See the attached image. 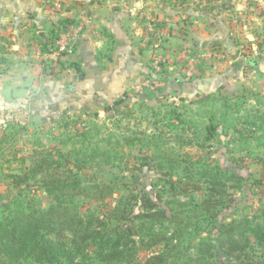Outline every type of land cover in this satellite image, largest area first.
I'll list each match as a JSON object with an SVG mask.
<instances>
[{"label":"rangeland","instance_id":"1","mask_svg":"<svg viewBox=\"0 0 264 264\" xmlns=\"http://www.w3.org/2000/svg\"><path fill=\"white\" fill-rule=\"evenodd\" d=\"M71 2H77L78 7L89 4L88 0H50L51 15L59 16L68 9L72 12L75 6ZM120 2L131 3L134 8L143 1ZM144 2L150 3L148 8L153 11L140 19L135 16L133 42H138L141 49L153 51L166 48L167 42L174 45L180 51L179 58L187 64L182 68L187 81L201 78L205 66L206 70L213 68L211 76L230 72L229 93L212 90L197 96L176 94L174 87L168 85L171 64L166 58L170 57L161 51L151 56L143 81L117 99L123 101L121 105H115L116 100L110 111L60 117L48 109L44 83L57 81L67 70V55L58 56L53 43L74 32H62L63 27L73 23L86 27L82 13L75 18L63 15L42 38L38 28L25 30L20 43L12 36H2L0 96L8 97L13 92L7 87L9 74H24L28 85L44 96L45 102L0 109V221L10 215L6 206L15 199L25 208L29 204L32 208H47L57 197L81 212H96L105 217L115 207L129 202L131 195L146 194L169 215L175 211L180 216L179 225L169 220L156 221L152 227L155 232L169 235L179 227L183 230L180 238L150 250L141 245L143 238L135 233V257L126 264H144L154 253L164 254L166 264H189L200 242H214L220 226L239 221L250 223L246 236L254 250L249 257L261 260L264 248L257 245L255 234L260 233L258 226H264V0ZM57 3H62V7L58 9ZM157 4L171 21L159 22ZM184 8L191 14L184 15ZM173 20L181 30L203 26L206 32L214 30L218 37L202 51L192 47L198 42L192 33L187 46L178 45L183 38L178 35L173 36L178 41L170 43L167 33L170 23H175ZM18 44L21 47L14 49ZM220 79H216L215 89ZM74 149L79 150L78 154L73 153ZM41 150L51 153V160L63 165L60 174L34 175L31 159ZM66 165L73 169L83 187L93 186L86 190L90 193L71 189L50 191L49 183L71 176ZM217 169L228 170L237 178L219 179L215 177ZM224 183L225 195L213 194L216 201L228 197V203L214 204L210 212L194 213V205L210 198V190L221 191ZM110 222L122 230L129 225ZM150 226L147 224L146 228ZM224 254L221 250L215 252L212 260L226 264ZM23 264L39 263L29 260Z\"/></svg>","mask_w":264,"mask_h":264},{"label":"trees","instance_id":"2","mask_svg":"<svg viewBox=\"0 0 264 264\" xmlns=\"http://www.w3.org/2000/svg\"><path fill=\"white\" fill-rule=\"evenodd\" d=\"M122 103V100H117L115 105ZM111 109V106H108L105 111ZM78 151L74 149L73 153L78 154ZM51 156V153L44 150L33 154L31 161L35 176L39 172L60 174L63 165L51 160ZM65 170L73 178H61L54 184L49 183L50 191L71 189L81 193L93 187H83L75 177L73 169L67 168V165ZM216 176L224 181L237 178L234 173L220 169H217ZM223 186L221 191L210 190V198L200 204L196 203L194 213L205 210L210 212L214 204L226 205L228 197L216 201L213 194L221 192L224 196L225 183ZM133 200L135 201L131 204ZM24 206L21 201L13 200L6 206V210H10V215L0 221V261L4 264H23L29 260L39 264H126L135 257L136 251L133 250L136 245L133 239L135 233L143 238L141 245L150 250L163 243H169L170 239L172 241L180 238V232L183 230L179 227L169 235L155 232L152 227L156 221L169 220L179 225L180 216L175 211L169 215L166 209L146 194L141 197L131 195L129 202L115 207L105 217L96 212H81L57 197L47 208L42 205L38 208H32L30 204L27 208ZM113 220L127 222L129 225L122 230L111 225L110 221ZM135 222H139V226ZM147 224L151 225L149 229L146 228ZM249 227L248 221L223 224L219 227V234L214 242L212 240L200 242L198 251L194 258L190 259L189 264H223L221 261L212 260L213 254L220 250L225 252L226 264H264V257L261 260L249 257V252L254 250L250 238L246 236ZM257 228L260 231L255 234L256 240L259 241L257 245L264 248V226ZM144 264H166L165 255L154 253Z\"/></svg>","mask_w":264,"mask_h":264},{"label":"crops","instance_id":"3","mask_svg":"<svg viewBox=\"0 0 264 264\" xmlns=\"http://www.w3.org/2000/svg\"><path fill=\"white\" fill-rule=\"evenodd\" d=\"M49 1L0 0V40L2 36L7 35L12 36L13 40L17 38L20 43L24 31L32 28H38L42 38L44 34L53 30L55 22L63 15L68 17L73 15L75 18L78 13H82L86 27L76 40L74 52L64 58L67 70L57 81L44 83L46 98L49 101L48 109L57 116L81 117L105 110L143 81L151 56L161 51L170 57L166 58L168 65L171 64L168 85L174 87L172 91L176 94L182 97L197 96L210 93L212 90L219 94L229 93L230 72L225 71L219 76H211L210 71L213 68L206 70L207 66H205L206 68L204 67V71L201 72V78L187 81L182 72V68H185L187 64L179 58L180 51H176L174 45L170 46L167 42L166 48L157 47L153 51L149 48L141 49L138 42H133L135 16L137 15L140 19L151 14L153 10L148 8L150 3L143 1L133 8L131 3L124 4L120 1L87 6L84 4L82 7H78L77 2H71L75 6L71 8L72 12L68 9L61 15L55 16L49 11ZM161 9L165 11L157 4L156 13L159 15V22L163 19L171 21L172 18L168 19L165 12L161 13ZM182 12L184 15L191 14L186 8ZM184 15L182 14L183 18H185ZM176 19L178 21L179 18ZM66 21L70 22L69 19ZM176 21L170 23V30L167 33L170 43L178 41L176 37L173 38L178 35L183 36L182 43L179 41L178 45L187 46L190 42L189 35L192 33L198 41L194 42L192 47L202 51V48H207L212 39L218 37L214 34V30L206 32L203 26L194 25L189 26L190 31L181 30ZM136 29L139 33V27ZM157 32L166 35L163 29H158ZM1 43L6 44L3 41ZM13 47L18 49L21 46L18 44ZM204 63H207V60H204ZM224 66L228 65L224 63ZM218 78L221 79L215 89V81Z\"/></svg>","mask_w":264,"mask_h":264},{"label":"clouds","instance_id":"4","mask_svg":"<svg viewBox=\"0 0 264 264\" xmlns=\"http://www.w3.org/2000/svg\"><path fill=\"white\" fill-rule=\"evenodd\" d=\"M7 79L10 81L7 87L13 92L8 97L0 96V109L5 107L19 109L29 104H43L45 102V97L34 92L28 85L24 74L19 77L9 74Z\"/></svg>","mask_w":264,"mask_h":264},{"label":"built area","instance_id":"5","mask_svg":"<svg viewBox=\"0 0 264 264\" xmlns=\"http://www.w3.org/2000/svg\"><path fill=\"white\" fill-rule=\"evenodd\" d=\"M114 0H88L89 4L86 5H93V3H110ZM115 1H122V2H137V1H145V0H115ZM62 3H57L58 9L62 7ZM75 26V27H74ZM85 27L79 26L75 23L70 24L66 27L62 28V32L69 31L71 29H74V32L70 33L69 35H66L65 37L60 38V40L55 41V44L53 43L54 49L58 52V56H66L73 53V50L75 48L76 39L79 34L83 32ZM55 51V50H54ZM49 56H46L44 58L45 61H47Z\"/></svg>","mask_w":264,"mask_h":264}]
</instances>
